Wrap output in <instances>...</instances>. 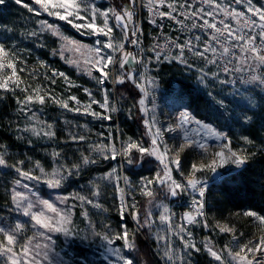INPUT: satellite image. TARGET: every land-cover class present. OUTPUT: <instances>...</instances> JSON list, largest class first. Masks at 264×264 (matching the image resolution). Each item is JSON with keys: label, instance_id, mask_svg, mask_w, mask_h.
<instances>
[{"label": "rangeland", "instance_id": "374dc122", "mask_svg": "<svg viewBox=\"0 0 264 264\" xmlns=\"http://www.w3.org/2000/svg\"><path fill=\"white\" fill-rule=\"evenodd\" d=\"M126 2L127 0H90V3L101 10L115 9L116 12H120ZM25 4L29 7H24ZM252 6L254 9L259 8L264 11V0H252ZM29 8L32 11H29ZM247 9L246 0H240V2L232 0V2L225 1V3L222 0H162V2L161 0H135L132 7L133 23L136 29L140 30L137 33L140 46L126 44L125 51L131 52L136 59L129 57L123 71L135 74L138 81L144 85L148 92V96L145 98L148 112L144 113L139 110L138 101L144 93L136 85L131 82L115 85L109 80L105 84V88L110 94L109 102L118 111L111 113V119H98L90 114H84L83 109L90 103V98L83 89H90L96 101L101 103L104 101L103 90L85 72L77 70L76 67L66 62L67 59H79L83 64L87 54H82L83 50L82 52L64 50L62 58L60 55L61 45L65 41L48 30L40 31L41 21H47L48 24L57 26L63 36L81 44L95 46L97 39L105 42L106 38L103 35L85 34L87 29L78 30L73 26L76 23L91 22L88 16L81 12L80 16L84 18L70 17L73 20V23L70 24L60 20L58 16L49 15L40 4L36 3V0H21L20 4H17L15 0H6L5 4L0 5V12L6 14L4 20L0 19V43L5 45V49L9 53L4 63L7 65L11 61L14 64L16 76L20 81L19 87L9 82V89H0V103L7 102L10 110L4 130L8 131L7 134L12 140L9 141L11 144H8L7 140L0 138V155L5 158L7 165L14 166L0 165V188H2L0 194H3L0 199L4 202V212L0 213V227H3L9 235H14V241L9 244L6 236L0 233V248L5 251L8 247L12 248L10 254L0 252V264H12L9 256L17 260L18 264H122L119 257L107 251L110 247L121 248L123 254L133 258L134 264H154L149 251L155 254L156 260L161 262L160 264H240L239 260L234 259L236 253H240L241 256L248 255L251 258V254L247 253L244 246L252 247L259 243L260 238L264 237V223L253 217L249 223L251 224L249 231L245 233L240 231L237 226L238 219L234 214L226 215L216 221L218 228V233H216L217 228L211 229L207 224L205 213V204L211 184L220 181L225 175V171H237L245 164L239 167L226 164L218 168L216 172L197 173V176L203 182L206 181L207 185L203 197L204 215L199 216L195 210L192 211V215L196 216L197 223L188 224L182 219L183 212L191 206L193 207V199H200L191 190L190 193L172 197L166 195L165 188L153 184L154 199L144 196L140 192L144 178H155L156 173L161 172L163 168V164L156 157H145L142 166L140 163L129 165L122 156H117L115 159H104L95 150L102 145L112 144L119 148L129 138L144 147H149L151 138L146 134L142 118L154 116L157 121L156 126L166 128L179 123L180 112L185 109L196 118L210 123L216 131L226 134L227 141H230L233 151H236L233 147L234 143L241 150L245 146H250V143L241 142L229 135L226 120L241 113L237 107V101L249 102L254 109L264 104V84L259 81L245 83L246 80H251L252 76H260L264 79V68L258 66L251 59L250 53L247 62H244L246 54L240 50L242 45H236L231 38L225 39L224 36H221L219 43L213 41L212 36L219 34L215 32V29L203 26L204 22L208 21L221 29L227 25L236 35L241 34V29L244 33L251 34V29L243 28L244 21L247 17L253 16L259 22V16L254 12H248ZM50 10L65 14L62 9L50 8ZM208 12H212L213 15L208 16ZM159 13L165 15L162 17ZM169 13L171 15H168ZM226 13H244V15L235 17ZM153 20L156 21V24L152 23ZM170 21L172 22L170 28L185 37L183 43L176 42L166 36L162 37L161 30ZM220 21L224 23L221 24ZM147 22L160 32L149 43H145V39L142 38L145 36V23ZM114 23L115 21L110 18L109 25ZM157 24L161 27H157ZM194 24L197 26L193 27ZM96 26L103 27L102 18H97ZM256 31L259 32V29ZM32 32H37L38 36H31ZM148 33L149 30L146 35ZM112 35L115 37L113 43L123 42L121 31L114 29ZM172 42L187 45L183 51V59L187 62V66L179 59H174L180 55V50ZM166 43L169 47L161 52L162 58L157 62L153 49L157 45L162 48ZM259 43L260 41L257 39L256 44L259 45ZM225 47H229L228 53H223ZM212 48L215 49V52L211 51ZM200 53L204 54L203 58ZM116 55L121 56L120 53H116ZM164 56H167V59H164ZM140 57L144 58L143 63L137 62ZM210 60L215 62L209 63ZM162 63L178 65L182 68L188 82L205 94L206 99L210 100L211 105H214L218 110L217 114L208 111L209 116L212 117L211 120L197 117L191 109L185 107L178 98L170 94L169 90L172 86H167L166 81L160 83V78L156 73ZM225 67L228 68L227 72L224 70ZM12 71L6 66L0 70V76L12 77ZM54 72L65 73L68 80L54 76ZM213 73H216V76H213ZM101 74L93 70V75ZM118 74V66L112 67L110 75ZM53 80L55 82H52ZM69 83L79 85V87H69ZM37 89L41 95H45V104L31 103L27 105L30 111L22 112L25 105L21 102L28 95L35 97ZM73 95L78 98L80 104L69 101V109L79 107L80 112L64 109L49 99V96H54L60 100H67L69 96ZM91 110L98 113L104 112L98 103L92 104ZM32 113H35V118L32 117ZM136 122L139 127L132 130L126 129L127 126L136 124ZM46 124L53 126L56 133L55 138L37 137L31 132L23 131L27 127H35L37 130L43 128L46 131ZM70 134L84 136L85 140L72 141ZM164 140L173 148H177L182 142L179 132H166ZM225 142L223 138L213 137L207 141L211 146L209 153L202 155L199 150L191 149L182 153L181 161L185 174L190 171L192 164L207 162L211 152L219 150ZM54 151L60 152L61 155L54 158L52 156ZM236 152L242 155L239 151ZM187 154H191L188 161L184 160V156ZM173 155L174 152L167 154L168 157ZM84 156L97 162L85 165L83 164ZM137 157H139V153L134 152L133 158ZM21 161L23 164L20 163ZM37 162L48 175L39 172L36 167ZM73 165H80L78 174L74 172L59 188L48 187L45 180L59 178L52 175L54 169L60 168L61 173L64 174L66 170L72 169ZM17 168L41 176L42 179L39 182L28 180L16 171ZM145 168L149 170L143 171ZM113 169H116V175L120 177L118 186L115 177L112 180L104 179L105 175ZM172 174L177 180L182 179L179 173L173 171ZM124 177H127L131 187L136 189L135 191H131V188L125 185ZM17 180L20 181V184L16 183ZM24 184H27L28 188H24L22 186ZM96 185L99 186V196L92 195ZM118 187L124 188L128 204L136 203L141 217H144L148 211L152 212L151 219L154 224L150 230L145 231L138 228L132 216L127 214L131 209H126L123 216L119 213L121 193L118 191ZM13 189L23 193L33 202L44 199L52 203L58 209L59 214L38 203L33 208L34 212H43L44 217H48L52 221L58 220L59 215L70 209L73 222L68 227L73 234L50 232L37 224L30 216H25L22 211H17L12 201ZM77 195L98 202L102 207L97 208L88 203L81 204V201L76 198ZM58 197H69V199L66 203H61ZM164 206L168 207L171 214L168 222L159 220ZM85 212L88 213L87 217L83 215ZM127 220L133 223L132 227H129ZM17 224L24 226L22 230L16 231ZM225 224L234 231L220 232L218 225ZM125 227L130 237L132 233H138L134 238L137 245L135 251L129 252L128 249L122 247L123 241L114 239L115 234ZM182 227L187 231L182 233L180 231ZM94 232L102 235H94ZM188 232H191V236H188ZM103 234H110V238H113L112 245L103 240ZM185 243L194 244L195 248H185ZM206 244L221 257L220 260L207 251ZM25 248H27V252H25ZM137 248L138 250L141 248V256H138ZM166 251L171 255V261L165 257ZM256 255H259V252Z\"/></svg>", "mask_w": 264, "mask_h": 264}, {"label": "snow or ice", "instance_id": "6c2138e0", "mask_svg": "<svg viewBox=\"0 0 264 264\" xmlns=\"http://www.w3.org/2000/svg\"><path fill=\"white\" fill-rule=\"evenodd\" d=\"M6 0H0V5L5 4ZM17 4L21 3V0H15ZM162 2V0H161ZM240 2V0H237ZM36 3L40 4L41 7L48 12L49 15L58 16L60 20L67 21L68 23L72 24V18H80L83 19L84 17L80 16V13L83 12L85 15L88 16V19L91 21L89 23H76L73 26L76 27L78 30L80 29H87L88 31L85 34L89 35H103L106 40L105 42H101L99 39L96 40L95 46H89L81 44L78 41L71 40L59 31L57 26H53L48 24L47 21H41V29L40 31L48 30L53 35L60 37L64 44L61 45L62 51L60 52L61 57L64 56V50L67 51H75V52H82V54L86 53L87 57L84 59L83 64L79 59H67V63L73 65L77 68V70L85 72L90 78L96 81V84L103 90L104 92V101L98 102L96 101L95 97L93 96L92 92L88 88H84L85 94L90 98V103L86 105L83 109L84 114H90L98 119H111V113L118 111V109L111 105L109 102V92L105 88V84L111 80L115 85H124L126 82H131L132 84L136 85L137 88L140 89L144 95L139 99V110L141 112L147 113L148 109L145 106V98L148 96L147 90L144 88V85L140 83L135 74L128 72L125 73L123 70L128 62L129 57L132 59H136L135 56L131 52L125 51L126 44L130 43L135 46H140V41L137 36L139 29H136L133 23V16L134 13L132 11V7L135 4V0H127L126 4L121 8L120 12H116L115 9H108V10H101L95 7L90 0H36ZM248 4V12L253 13L259 16V22H257L253 16H249L245 19L243 28L251 29V34L244 33L243 29H241V34L236 35L234 34L233 30L229 29L227 25H224V28H217L214 23H209L208 21L204 22L203 26H207L210 29H215V32L219 35H213L212 40L216 43L220 42V37L224 36L225 39L231 38L236 45L241 46L240 50L244 52L245 61L248 60V54H251V59L258 64L261 68H264V11L259 8L254 9L252 6V0H246ZM24 7L28 8L27 4ZM119 7V6H118ZM50 8L62 9L65 14H61L60 11H51ZM151 10V9H149ZM29 11H32L29 8ZM90 13V15H88ZM228 15H233L235 17L243 16L244 13H226ZM162 17L165 15L164 13H159ZM168 15H171L170 13ZM195 15V13H193ZM208 16H212V12L207 13ZM97 18H102L103 27L96 26ZM113 19L115 23L113 25H109V20ZM153 24H156V21H152ZM223 24V21H220ZM197 25H193L196 27ZM157 27H161V25L157 24ZM117 29L123 33V42L121 43H113L115 37L112 35L113 30ZM259 29V32L256 31ZM227 33V35H225ZM31 36H38L37 32L30 33ZM259 40V45L256 44V40ZM175 47L180 50V55L174 57V59H179L181 63H184L187 66V62L183 59V51L187 45H179L172 42ZM190 43V42H189ZM169 45L166 43L161 48L160 45H157L156 48L153 49V52L156 54L155 59L157 62L161 60V52L168 48ZM110 50V51H109ZM211 51L215 52V49L212 48ZM230 51L229 47L223 48V53H228ZM116 53H120L121 56H117ZM201 58H203V53H200ZM9 56V53L5 49V45L0 43V70H3L6 66L11 68L12 77L4 78L0 76V89L7 90L9 89V82L14 84L16 87H19V77L16 76V69L14 64L9 61L7 65H5L4 60ZM167 59V56L163 57ZM138 63H143L144 58L140 57L137 60ZM215 61H209V63H214ZM119 74L112 76L110 75V71L112 67H117ZM93 70L102 73L99 76L93 75ZM226 72L228 68L225 67L224 69ZM54 76L63 77L66 81L68 80L65 73H53ZM216 76V73L212 74ZM203 79V78H202ZM253 81H259L261 84H264V79L260 76H252L251 80H246L245 83H251ZM52 82H55L54 80ZM69 87H79V85H74L69 83ZM27 91V89H25ZM54 103L59 104L62 108L68 109L71 111L80 112L81 109L79 107L69 109V101H74L76 104H80V101L76 96H69L67 100H60L55 98L54 96H49ZM39 103L41 105L45 104L46 98L45 95H41L39 93V89L36 90L35 97L32 95L26 96L25 100L21 103L25 105V108L22 109V112L27 113L30 109L27 108V105L31 103ZM99 104V107L104 109L103 113H98L91 110L92 104ZM223 103V102H221ZM32 117L35 118V113H32ZM251 119L250 117H245V120ZM142 123L146 128V134L150 136L151 143L149 147H144L142 144L136 141H132L131 138L122 144L119 148L112 145H102L95 149L98 155L102 156L104 159H115L117 156H122L125 158L126 163L132 165L134 163H140L141 166L143 164L145 157H156L161 164H163V168L161 172H157L155 178L149 179L144 178L143 183L140 186V192L142 195L150 197L154 199V192L152 190L153 184H158L162 188L166 189V195L172 197H179L183 193H190L191 192H198L200 199H193V206L195 208L196 213L199 216H203L204 212V203L203 197L205 196V191L207 185L202 182V180L197 176V173H203L205 171L216 172L218 168L223 167L226 164H232L235 166H242L246 163L248 156L240 155L238 152L233 151L232 147L230 146V141H227V136L224 133L216 131L212 128L211 125L207 123H203L200 120H195L189 112H181L179 117V123H176L172 126L166 128L157 127V121L155 117L150 118H142ZM196 124V128L191 130V134L189 129L185 128V125L188 124ZM45 127L47 130L45 131L43 128L37 130L35 127H27L23 131L24 132H31L32 135L37 137H45L48 139H53L56 136L55 131L53 130V126L51 124H46ZM154 129V131H153ZM166 132H179L181 134L182 142L179 144L177 148L170 147L164 140V134ZM203 133V135H201ZM214 136L218 139L223 138L226 142L222 144L217 151L211 152L208 157L207 162H200L198 164H192L190 171L185 174L184 168L182 166L181 161V154L184 153L186 150H199L201 154H207L210 150V145L207 143V137ZM70 139L72 141H83L85 140L84 136L79 135H72L70 134ZM247 143H251L248 137H243ZM139 153V157L136 159L133 158V154ZM170 152H174L172 157H168L167 154ZM61 155L60 152L54 151L52 156L54 158H58ZM97 161L88 157H83V164H92L96 163ZM23 164V161L20 162ZM0 165L14 167L12 165H7L5 158L0 155ZM36 167L39 169V172L45 175V169L40 166L39 162H37ZM80 170V165H73L72 169L66 170L64 174L61 173V169L57 168L54 169L52 172L53 176H58L57 179H47L45 183L50 188H59L62 186V183L66 181L73 173H77ZM20 173L21 176H24L28 180H37L38 182L41 181L42 177L33 175L31 172L21 171L19 168L16 169ZM173 171L179 173L181 176V180H177L173 176ZM115 177L117 186L119 185L120 177L116 175V169H113L110 173H107L104 179L112 180ZM124 183L128 187L131 188V191H135L136 189L131 187L130 182L128 181L127 177H124ZM17 184H20V181H16ZM24 188H28L27 184L22 185ZM95 191L92 192L93 196H99L100 190L99 186L96 185ZM118 191L121 193L120 196V206H119V213L123 216L125 214L126 209H131L130 212L127 214L131 215L134 222L137 224L139 229H144L145 231L150 230L153 227L154 221L151 219L152 212L148 211L144 215V217L140 216L139 210L136 207V203L133 202L132 204H128L125 195H124V188H119ZM77 199L81 201V204L88 203L93 204L94 207L101 208L102 205L98 202H94L91 199H88L83 196H76ZM61 203H66L69 197L59 198ZM12 201L15 204V209L17 211H22L25 216H30L32 220H34L37 224L41 225L42 227L48 229L50 232H63L66 235H72L70 225L72 221V212L69 209L65 211L63 214L59 215V219L56 221H52L48 217H44L43 212H34L33 208L39 205H43L45 208L51 210L54 213H58V209L50 203L48 200L38 199L36 202L28 199L23 193L15 191L13 189L12 194ZM149 203L151 204L152 201L150 200ZM86 217L88 213H83ZM245 216L254 217L255 219L259 220L261 223H264V216H258L255 212H245ZM41 217H44L41 219ZM170 211L167 206H164L163 212L159 215V220L162 222L170 221ZM182 219H186L188 224H195L197 223L196 216H193L191 212L186 213L185 217ZM24 226L21 224H17L15 226L16 231L22 230ZM107 227V226H105ZM220 232H232L234 231L232 228H229L228 225H218ZM180 231L186 232L187 229L181 228ZM0 233H3L9 244H12L14 241V235H9L8 232L3 228L0 227ZM94 235H102L101 233L94 232ZM138 233H132L131 237L125 227L122 231L117 232L115 234L114 239L123 241L122 247L128 249L129 252L136 250V243L135 237ZM188 236H191V232H188ZM103 240H105L109 245L113 244V238H110V234H103ZM183 239V236H181ZM251 243V242H250ZM185 248H195V245H189L185 243ZM247 253L251 254V258L248 255L241 256L240 253H236L234 259L239 260L240 264H264V237L260 238L258 244L249 247L244 246ZM207 251L215 257L217 260H220L221 257L212 250L207 244L205 245ZM197 251L199 249H196ZM109 253L114 256L119 257L122 261V264H134L133 258L127 257L125 254L122 253L121 248H114L110 247L107 249ZM0 252L4 254L12 253V248L8 247L5 249L0 248ZM25 252H27V248H25ZM259 252V255L256 253ZM165 257L171 261L172 257L169 252H165ZM9 259L12 260V264H18V261L15 260L12 256H9Z\"/></svg>", "mask_w": 264, "mask_h": 264}, {"label": "trees", "instance_id": "16d2710c", "mask_svg": "<svg viewBox=\"0 0 264 264\" xmlns=\"http://www.w3.org/2000/svg\"><path fill=\"white\" fill-rule=\"evenodd\" d=\"M222 1L224 3L225 1L232 2V0ZM5 18L6 14L0 12V19L4 20ZM171 26L172 22L170 21L162 28V37L166 36L174 39L176 42L183 43L185 37L181 36L178 31L171 29ZM148 30L149 33L146 35ZM159 33L157 28H152L147 22L145 23V36L142 38L143 40L145 39V43H149ZM171 64L162 63L159 66L158 73L156 74L160 78V83L166 81L167 86H172L169 90L170 94L178 98L185 107L191 109L197 117L211 120L212 117L209 116L208 111L217 114V108L211 105L210 100L206 99L204 93H201L188 82L187 77L182 72V68L174 63ZM237 107L241 113L227 119L226 127L232 138L247 143L242 138L248 137L251 141L250 146H245L243 150L239 149L235 143L233 144L236 151L249 158L241 169L234 172L225 171V175L220 181L211 184L205 204V213L207 224L211 229L217 228L216 221L220 218L234 214L238 219L237 226L240 228V231L242 230L246 233L249 231L248 229L251 225L249 223L253 217L245 216V212H255L259 216H264V104L254 109V107L250 106L249 102L240 100L239 102L237 101ZM9 111L7 102H1L0 138L7 140V143L11 144L9 141L12 140L9 134H7L8 131L4 130L7 126V114ZM245 116H250L252 119L245 120ZM218 125L222 126L220 123ZM135 127H139L137 122L136 124H130L126 129L132 130ZM190 155L184 156V160L187 159L188 161ZM147 170L146 168L143 169V171ZM1 196H3L2 193L0 194ZM3 204L4 202L0 199V213L4 212ZM127 224L129 227L133 225L128 220ZM215 232L218 233V228ZM141 248L139 250L137 248L138 256H141ZM149 253L152 255L154 264L161 263L156 260L155 254H152L151 251ZM138 256L137 258H139Z\"/></svg>", "mask_w": 264, "mask_h": 264}, {"label": "bare ground", "instance_id": "6f19581e", "mask_svg": "<svg viewBox=\"0 0 264 264\" xmlns=\"http://www.w3.org/2000/svg\"><path fill=\"white\" fill-rule=\"evenodd\" d=\"M181 112H189L190 113V111H187V109H185L184 111H181ZM180 112V113H181ZM191 114V116L195 119V120H200V119H198V118H196L195 116H193V114L192 113H190ZM180 116V115H179ZM201 122H203V123H207V122H204V121H202V120H200ZM207 124H209L210 125V123H207ZM185 128H187V129H189V132H190V134H191V130L192 129H195L197 126H196V124L195 123H192V124H188V125H185L184 126ZM201 135H203V133H201ZM214 136H209V137H207V141H210L212 138H213ZM202 182H203V180H202ZM206 182V181H205ZM205 182H203L204 184H205ZM208 182V181H207ZM212 182V181H211ZM208 184V183H207ZM195 195H198L199 196V193L198 192H193Z\"/></svg>", "mask_w": 264, "mask_h": 264}, {"label": "built area", "instance_id": "2783aa9c", "mask_svg": "<svg viewBox=\"0 0 264 264\" xmlns=\"http://www.w3.org/2000/svg\"><path fill=\"white\" fill-rule=\"evenodd\" d=\"M195 210V208H194V206L192 207H190V208H188L187 210H185L184 212H183V217H185V214L186 213H189V212H191L192 213V211H194ZM185 220V222H187V220L186 219H184Z\"/></svg>", "mask_w": 264, "mask_h": 264}]
</instances>
